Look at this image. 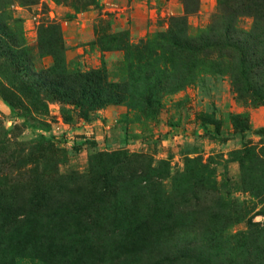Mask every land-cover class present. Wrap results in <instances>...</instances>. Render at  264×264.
<instances>
[{
	"label": "rangeland",
	"instance_id": "obj_1",
	"mask_svg": "<svg viewBox=\"0 0 264 264\" xmlns=\"http://www.w3.org/2000/svg\"><path fill=\"white\" fill-rule=\"evenodd\" d=\"M3 21L27 73L95 70L126 94L51 99L0 59L2 188L125 165L87 193L92 217L46 215L10 264H264V0H0Z\"/></svg>",
	"mask_w": 264,
	"mask_h": 264
},
{
	"label": "trees",
	"instance_id": "obj_2",
	"mask_svg": "<svg viewBox=\"0 0 264 264\" xmlns=\"http://www.w3.org/2000/svg\"><path fill=\"white\" fill-rule=\"evenodd\" d=\"M182 1L185 3V0ZM185 6L187 7V5ZM7 25L4 21L0 22V59H3L4 63L11 65L17 70L26 89L29 90V87L33 86L44 95H49L48 97L51 99L59 101L79 104L82 101H87L94 108L120 101V97L125 98L126 94L124 96L119 82H109L104 77L100 78L99 73L95 70L70 74L58 67L59 64L57 65L56 63L52 67L39 69L33 74L27 73V70L31 67L33 57L26 45L22 46L21 44L20 47L17 42L18 33ZM159 37L162 38L161 44L167 50L170 49V46H175L177 43V39L174 40L175 37L173 38L171 35L167 36V38L165 35ZM153 41L159 43L158 40L153 39ZM20 93L25 96L24 91ZM1 95L4 96V94ZM124 98L121 100H124ZM116 171H125V165L122 167V164L121 166L113 164L103 174H101V171L92 173L89 178H95L96 183L90 188L83 179L84 176L82 178L69 176L65 177L64 180L56 177L47 182H33L32 187L28 185L26 191H22L20 194L7 191L0 186V209L11 217L9 220L5 219L4 222L2 220V222L6 226H12L10 231L18 227L14 230V236L12 237L8 235L9 231L2 234V236L6 235L5 240L0 241V260L3 261V264H10L15 250L19 249L15 243H19L21 249L27 247V250L29 246L40 243L43 236L42 233L47 230L46 215L52 216L54 220L59 216L58 220L53 221V226L56 223L62 224L69 214H72L75 220H81L84 211L88 213L85 220L92 217L90 215L92 209L89 206L93 202L91 199L86 200L87 193L101 194L100 181L102 182L101 186L109 185ZM126 172L128 173L129 171ZM23 200L25 204L21 206L19 201L22 202ZM78 200H81L84 205L72 207L70 201L76 205ZM19 207L22 208L23 212L21 215H16L15 210ZM1 226L2 223H0V229H3ZM56 237L61 239L63 233H59ZM59 245L64 247L62 243H59Z\"/></svg>",
	"mask_w": 264,
	"mask_h": 264
}]
</instances>
